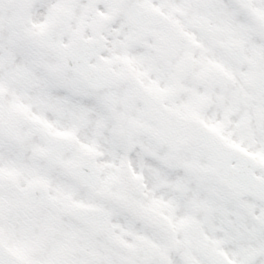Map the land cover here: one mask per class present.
I'll return each instance as SVG.
<instances>
[{
  "label": "snow or ice",
  "instance_id": "6c2138e0",
  "mask_svg": "<svg viewBox=\"0 0 264 264\" xmlns=\"http://www.w3.org/2000/svg\"><path fill=\"white\" fill-rule=\"evenodd\" d=\"M0 264H264V0H0Z\"/></svg>",
  "mask_w": 264,
  "mask_h": 264
}]
</instances>
